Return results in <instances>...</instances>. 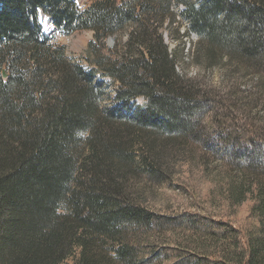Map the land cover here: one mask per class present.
I'll list each match as a JSON object with an SVG mask.
<instances>
[{
  "label": "trees",
  "instance_id": "obj_1",
  "mask_svg": "<svg viewBox=\"0 0 264 264\" xmlns=\"http://www.w3.org/2000/svg\"><path fill=\"white\" fill-rule=\"evenodd\" d=\"M41 12L94 32L81 61ZM178 22L227 92L188 75L164 36ZM207 117L233 169L211 182L225 211L162 210L131 177L162 182L179 162L207 175ZM77 248L76 264H264V0H0V264H69Z\"/></svg>",
  "mask_w": 264,
  "mask_h": 264
},
{
  "label": "rangeland",
  "instance_id": "obj_2",
  "mask_svg": "<svg viewBox=\"0 0 264 264\" xmlns=\"http://www.w3.org/2000/svg\"><path fill=\"white\" fill-rule=\"evenodd\" d=\"M89 1L91 0H81L82 3ZM181 6L183 7V5ZM178 8L179 7L176 6L175 9L177 10ZM41 19L45 27V33L47 35L55 36L57 40L64 43L67 48V54L73 61H81L83 54L87 51L90 41L94 37V32L90 29H81L73 32L70 35H65L54 26L51 18L44 12H41ZM166 26L167 27L164 30V36L166 41L170 43V47L175 48L180 46L181 48H185L184 57L187 61L185 66L187 67L188 75L203 83V88L208 93L214 94L216 90L227 92L229 90V85L225 84V87L223 85L224 83H228V81L225 82L227 73L223 67L218 66L208 71L204 69L201 71L191 63L189 47L195 45V42L198 39L197 34L192 32L191 34L187 35L188 26L186 23L178 22L167 24ZM129 29L130 27H127L116 36L108 37L106 40L107 46L114 47L119 43V41L121 43H125L128 38ZM109 82L110 79H106V84ZM106 91L107 96L103 100L104 104H108L110 97L113 94V89L111 86H109V84ZM137 100L139 103L146 102V99L143 96L139 97ZM243 108L244 105L241 102H236V108L233 109V112L239 110L241 114H243ZM214 112H216V110H214ZM210 119L211 118L207 117V121L205 122L206 126L209 125ZM207 131L213 139L218 138L217 142H208V145L215 146V153H211L213 151H209L208 153L210 155L208 156L209 159L207 162V175L201 172L200 167L191 169L192 166L189 167L186 164H182L183 162H179L175 166H170V169H172V175L169 179L162 182H156L153 180L151 181L145 174L131 177V182L133 184L132 186L135 188V190L144 189L150 194L151 201L154 204L161 206L162 210L167 212L179 213L187 210L190 212L198 211L202 213H207L209 211L224 213L226 206L221 205V200L217 198V194L214 198V195L211 192V182L212 179L213 181L215 180V176L229 177L230 170L233 169H229L230 167L228 164H226L230 163V160L228 159L227 161V159L223 157L226 147L224 145V141L220 140V134H218V131L211 128L210 125L209 128H207ZM199 149L204 152V147L200 146ZM200 150L199 152L203 153ZM202 170H204V167ZM213 184L215 185V182H213ZM239 212L240 213L237 214L238 217H235V219L237 221H244L247 213L246 207L240 209ZM79 252L80 249L77 248L75 253L69 257L66 262L69 264H76Z\"/></svg>",
  "mask_w": 264,
  "mask_h": 264
},
{
  "label": "water",
  "instance_id": "obj_3",
  "mask_svg": "<svg viewBox=\"0 0 264 264\" xmlns=\"http://www.w3.org/2000/svg\"><path fill=\"white\" fill-rule=\"evenodd\" d=\"M4 74L7 75L6 72Z\"/></svg>",
  "mask_w": 264,
  "mask_h": 264
}]
</instances>
